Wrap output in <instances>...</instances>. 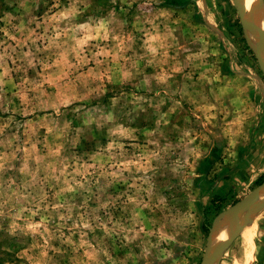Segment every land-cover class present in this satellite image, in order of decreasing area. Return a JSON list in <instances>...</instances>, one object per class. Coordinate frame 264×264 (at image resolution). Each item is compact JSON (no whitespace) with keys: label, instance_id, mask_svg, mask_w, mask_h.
<instances>
[{"label":"rangeland","instance_id":"374dc122","mask_svg":"<svg viewBox=\"0 0 264 264\" xmlns=\"http://www.w3.org/2000/svg\"><path fill=\"white\" fill-rule=\"evenodd\" d=\"M263 183L234 0H0V264H201ZM216 264H264V208Z\"/></svg>","mask_w":264,"mask_h":264},{"label":"water","instance_id":"95a60500","mask_svg":"<svg viewBox=\"0 0 264 264\" xmlns=\"http://www.w3.org/2000/svg\"><path fill=\"white\" fill-rule=\"evenodd\" d=\"M234 4L238 11L247 43L253 50L264 76V30L261 28V18L264 7L263 2L262 0H255V4L250 13L246 12L242 0H234ZM250 33L255 36L257 44L252 43ZM262 193H264V183L248 195L243 201L225 211L215 219L207 238L201 264L217 263L224 251L238 234V226H244L248 218H251L264 208V198L260 200V194ZM224 224L228 225L227 240L214 245V236L218 229Z\"/></svg>","mask_w":264,"mask_h":264},{"label":"bare ground","instance_id":"6f19581e","mask_svg":"<svg viewBox=\"0 0 264 264\" xmlns=\"http://www.w3.org/2000/svg\"><path fill=\"white\" fill-rule=\"evenodd\" d=\"M245 8H246V12H251L252 8L255 4V0H242ZM263 27V25H262ZM261 198H263V195L261 196ZM226 239V224L222 225L220 227V229H218V231L216 232L214 239H213V244L216 245L222 241H224Z\"/></svg>","mask_w":264,"mask_h":264},{"label":"crops","instance_id":"0c3cea01","mask_svg":"<svg viewBox=\"0 0 264 264\" xmlns=\"http://www.w3.org/2000/svg\"><path fill=\"white\" fill-rule=\"evenodd\" d=\"M247 232H248V230H245V231H244V234H246Z\"/></svg>","mask_w":264,"mask_h":264}]
</instances>
